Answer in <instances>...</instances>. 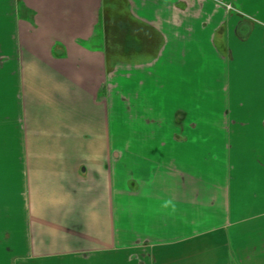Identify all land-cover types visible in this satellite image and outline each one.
I'll return each instance as SVG.
<instances>
[{
    "label": "crops",
    "instance_id": "obj_1",
    "mask_svg": "<svg viewBox=\"0 0 264 264\" xmlns=\"http://www.w3.org/2000/svg\"><path fill=\"white\" fill-rule=\"evenodd\" d=\"M27 1L43 16L44 39L62 46L59 53L40 50L49 59L36 62L34 76H30L46 81L47 76L37 67L49 64L62 86L66 85L62 93L71 99L65 103L70 106L67 110L77 107L85 111L86 119L80 121L81 115H73L69 120L85 122V128L81 124L80 131L71 135L68 130H58V137L51 140L45 131L29 128L16 108L18 99L7 106L0 99V264H230L226 250L232 264H264V224L248 225L264 215V209L253 214L242 201L244 192L254 188L256 204H264V197H260L264 185V24L252 23L250 18L259 13L249 12L252 4L254 10L260 7L264 16V0H56L58 6H52L55 0ZM44 8L59 9L55 24L65 19L66 24L86 29H73L72 35H60L61 39L53 31L57 29L45 26L54 23ZM126 8L133 15L126 13ZM117 25L125 30L123 50L128 56L142 59L152 49L154 58L164 57L167 62L174 60L193 69L195 62L214 60L215 83L210 84L226 90L238 87L241 92L250 88L251 99L246 104H256L257 111L233 120L232 128H227L224 116L214 115L204 123V130L196 128V122L186 124L184 115L177 113L174 121L183 122L181 127L165 130L159 143L174 148L177 155L173 162L165 163L164 158L140 160L130 163L133 170L126 176L120 175L116 148L88 147L94 135L86 127L95 122L99 125L102 118L103 124L107 120L106 113H100L93 88L83 93L80 87L83 81L94 85L98 80L94 72L98 73L100 51L84 43L78 45V40L101 38L114 41L115 49L120 39ZM145 27L153 40L141 34ZM104 51L110 60V50ZM28 58L26 51L17 57L19 78L20 71L32 70L25 65L30 63ZM132 65L142 63L127 62V68L132 70ZM197 67L206 68L203 64ZM69 74L77 85L70 87L75 89L71 93L67 88L72 83ZM20 79L23 83L22 75ZM16 91L18 97L20 88ZM39 106L46 108L44 103ZM64 118L67 114L58 119L67 121ZM69 135L75 137L72 144L59 139ZM164 137L173 141L165 144ZM202 144L210 148L200 149ZM254 148L262 150V158L249 156ZM197 154H202L198 164L223 162L226 173L198 177ZM125 160L123 168L131 161L128 153ZM249 170L255 176H239V171L246 174ZM229 182L230 189L223 187ZM229 200L236 201L230 206Z\"/></svg>",
    "mask_w": 264,
    "mask_h": 264
},
{
    "label": "rangeland",
    "instance_id": "obj_2",
    "mask_svg": "<svg viewBox=\"0 0 264 264\" xmlns=\"http://www.w3.org/2000/svg\"><path fill=\"white\" fill-rule=\"evenodd\" d=\"M30 4L31 2L28 3L27 0H0V99L2 98L4 100L5 106L15 101L14 99H18L20 103L16 108H19L20 116L25 118L29 124V128L36 131H45L46 137L54 140L56 136L58 137V130L61 129L62 131L68 130L70 135L75 132L78 133L80 127L85 122L82 124L69 119H73V115L79 114L81 116H79L78 119L84 121L86 116L85 111L77 110L76 105L75 110H67L70 106H66L65 103L71 99L67 100L66 98H68V95L62 93L66 85L64 84L65 86H62L61 79L56 76V73L53 72L49 64H47L48 69L46 67H37L41 69V74L45 73L47 76L46 81L39 78L35 80V77H31L34 76V69L36 70L35 67L37 65L36 62H46V60L49 59V57H45L40 50L44 53L46 51L51 52L52 50L59 53L61 52L60 50H62V46L58 47V45H61L60 43L56 44L54 41L53 43L44 39L46 32L44 30V25L41 23L43 16L41 17V14H37L40 13V11L32 9ZM59 4L60 2L56 0L54 3L52 2V6H58ZM46 5L48 6V3L45 2V7ZM256 6L258 5L254 4V7ZM252 7L253 5L250 4L249 12L256 11L259 13V15L256 14L254 18H250L252 23L264 24V16H261L262 9L259 7L254 10ZM230 8L232 11L235 10L237 13H241L235 6H229V9ZM46 11L49 12L46 15L53 17L51 22L53 21L54 23L57 19L56 17H59V9L49 8L45 9V12ZM64 20L65 19L60 20L61 23H54L53 26H48L45 22V26L47 28L52 27L53 29H57L56 32L50 28L54 31L55 35L61 39H64L61 36L65 37L67 35H72L73 29H81L80 27L86 29V26L66 24ZM108 41L105 42L101 38L99 41L92 38L88 41L78 40V45L84 43L85 46L91 48L96 47L100 51V56H98V73L96 74L94 72V78L98 75V80L94 85H91V82L83 81L80 87L83 93L88 91L92 92L93 88L96 93V101L99 102L100 113L103 115V112H105L106 117L104 120H107L103 124L102 118L99 125H97L99 122H95L93 125L86 127L88 132L94 135L91 140L92 143L90 144L88 141V147L91 145V147L96 150V148L102 149L106 146H111L116 148L118 153L120 151L122 158H118V153H115V155L116 159L118 161L120 160L118 163L120 167L119 174L122 176H126L127 171L133 170L130 167V163L135 164V162H139L140 160L143 162L147 160L158 161L164 158L165 163L173 162L172 158L176 153H174V148L170 146L171 144H166L167 140L173 141V139L171 137L168 139L164 137L163 140H165L166 146H160L159 143L162 141L161 136L164 132L171 130L174 125L175 128H177L183 123L177 124V121H174L176 120L175 117L177 113L184 115L186 124L187 122L193 121L196 122L194 123L196 128L204 130V123H208V119L211 120L214 115H218L217 118L224 116L222 118H225L229 122L227 128H232L234 125L230 123H233V120L237 122L239 118L253 115L255 111H257L256 104H246L247 101L251 99L250 93L252 90L250 88L241 92L242 90L238 87L226 90L223 88L219 89L215 84H210V82L215 83L213 81L215 80V74L212 68L214 60L209 62V60L206 59L204 62H195L196 69H193L191 67L189 68L188 64L186 66H179L174 60H169V62H167V59L164 57L158 59L154 58L151 56L152 49L148 51L149 54L146 55L145 58L131 57L124 53L125 51L123 49L126 44L124 45L123 43L119 44V42H116V48L114 49L112 46L114 43H108ZM107 46H109V48H107ZM107 49L108 51L110 50V60L108 59L107 51H104ZM19 50L20 52L18 54ZM242 50L239 51L240 56L243 55ZM25 51L30 61V63L27 62L25 65L28 68L31 66L32 70L23 73H21V71L19 72L20 78L22 75V83L15 67L18 55L21 56L22 52L25 54ZM103 51L105 54H103ZM194 56L195 55L191 56L192 62L195 60ZM64 57H67V55ZM57 61L58 60H53L54 63ZM127 62H140L142 66L132 65L134 68L131 70V68H127ZM199 64H203L206 68L200 70L197 67ZM129 65L130 64H128V67ZM86 67L87 66L84 65L82 68L85 70ZM126 69H130L132 73ZM36 75L38 76V74ZM69 75H67V77H69ZM84 75L90 77L89 74ZM70 76L72 83L67 87L69 93L75 90L70 87L76 85L75 77L73 75ZM29 77L32 79L28 82L27 79ZM57 84L61 85H58L59 89H55ZM17 87L20 88L18 97L16 91ZM40 103H44L46 107L44 110L40 108ZM37 108H39L40 111H37ZM64 114L68 116V118H64L67 121H60L58 118ZM69 114H71L70 118ZM43 115L47 117L45 118ZM52 115L55 117L53 118ZM48 118L51 119L48 120ZM4 123L8 124L6 120H4ZM83 127L85 128V125H83ZM70 135L68 138L59 137V139L62 138V140L65 141L69 140V144H72L75 141V137ZM83 141H86V139L83 138ZM209 144H202L200 149H209ZM198 148L199 147H197V149ZM123 150H128V156L131 158V161L126 163V168H123V166L126 161L125 154L127 153ZM142 150H145L143 155L140 154ZM259 153L263 154L262 150L254 148L249 151V156L253 157L254 160L258 157L262 158V155ZM201 155L202 154H197L196 156L197 162L195 171L196 174L199 175L198 177L205 179L211 177L213 173L217 176H222L226 173V170L223 169V162L215 164V166L212 164L209 166L202 163L198 164V161L201 160L199 157ZM222 158H225V153H223ZM238 160H241L240 156ZM187 162L188 161L185 160V164H187ZM128 164L129 166L127 167ZM250 170L246 174L239 171V176L245 178H247L245 175L251 174L255 176ZM211 171L212 173H210ZM258 176H263V173L261 172ZM228 186L230 189V182L228 185H223V187ZM253 190L254 188H252V191L249 190L244 192L242 201L246 202L242 203L245 209H252V213L255 214L264 209V204L261 203V206L256 204L258 201L254 197ZM260 197H264V185ZM229 201L231 206L236 200ZM255 204L258 207H256ZM260 224H264V215L254 218L248 225L256 227ZM219 251L220 249L217 250L218 253ZM228 252L229 251L226 250V255L229 263L232 264L231 254Z\"/></svg>",
    "mask_w": 264,
    "mask_h": 264
},
{
    "label": "flooded vegetation",
    "instance_id": "obj_3",
    "mask_svg": "<svg viewBox=\"0 0 264 264\" xmlns=\"http://www.w3.org/2000/svg\"><path fill=\"white\" fill-rule=\"evenodd\" d=\"M126 13H128L129 15H133V12H132V10L130 9V8H126V11H125ZM105 20H106V22L109 20V18L108 17H105ZM117 22H120V18L117 20ZM116 22V23H117ZM117 24H119V23H117ZM117 27H119L120 28V39H119V43H123V44H125L126 43V39H125V36H124V33H125V30L123 29V26H119V25H117ZM130 28H132L133 29V27L132 26H130ZM106 29H107V25H106ZM126 34V33H125ZM141 34H143L144 36H147V38H145V37H143V38H145V39H148V38H151L150 40H153V36L152 35H150V34H147V30H146V27L144 28V30H142L141 31ZM142 35V36H143ZM110 41H108V43H109ZM112 42H114V41H112ZM152 43V42H151Z\"/></svg>",
    "mask_w": 264,
    "mask_h": 264
}]
</instances>
